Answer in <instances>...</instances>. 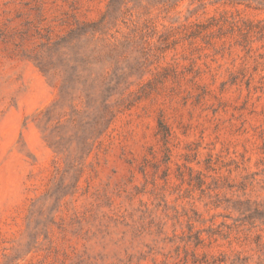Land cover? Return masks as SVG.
<instances>
[{
	"label": "rangeland",
	"instance_id": "1",
	"mask_svg": "<svg viewBox=\"0 0 264 264\" xmlns=\"http://www.w3.org/2000/svg\"><path fill=\"white\" fill-rule=\"evenodd\" d=\"M0 264H264V0H0Z\"/></svg>",
	"mask_w": 264,
	"mask_h": 264
}]
</instances>
